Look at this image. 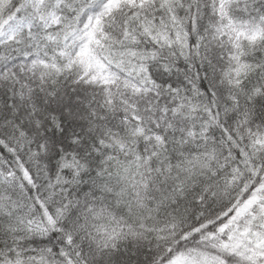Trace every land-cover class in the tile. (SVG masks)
<instances>
[{
	"label": "snow or ice",
	"instance_id": "6c2138e0",
	"mask_svg": "<svg viewBox=\"0 0 264 264\" xmlns=\"http://www.w3.org/2000/svg\"><path fill=\"white\" fill-rule=\"evenodd\" d=\"M0 264H264V0H0Z\"/></svg>",
	"mask_w": 264,
	"mask_h": 264
}]
</instances>
